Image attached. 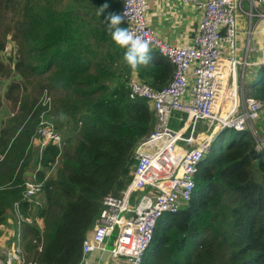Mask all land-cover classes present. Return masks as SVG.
Listing matches in <instances>:
<instances>
[{
  "label": "trees",
  "instance_id": "trees-1",
  "mask_svg": "<svg viewBox=\"0 0 264 264\" xmlns=\"http://www.w3.org/2000/svg\"><path fill=\"white\" fill-rule=\"evenodd\" d=\"M61 2L0 0V235L13 230L11 242L20 233L27 257L39 264H80L104 197L121 195L133 177L136 145L155 130L156 116L147 99L130 98L128 76L160 89L175 72L156 49L147 68L126 64L100 14L104 4L122 14L120 0ZM251 87L264 102V68ZM45 90L64 144L49 142L39 157L29 146ZM174 114L170 126L180 129ZM228 131L199 163L191 200L159 219L142 264H264V138L258 147L250 131L233 130L227 139ZM34 158L45 170L59 164L40 201L29 202L24 184ZM16 202L32 223L19 227L16 213L11 218Z\"/></svg>",
  "mask_w": 264,
  "mask_h": 264
},
{
  "label": "built area",
  "instance_id": "built-area-1",
  "mask_svg": "<svg viewBox=\"0 0 264 264\" xmlns=\"http://www.w3.org/2000/svg\"><path fill=\"white\" fill-rule=\"evenodd\" d=\"M120 1L127 28L148 41L150 49L167 56L175 64V72L169 84L160 89L137 74L128 80L130 98L148 100L156 127L136 145L137 164L127 188L119 196L104 197L95 224L83 240L80 264H142L159 219L165 213L178 212L191 200L195 173L211 151L214 138L224 130L242 132L254 126L264 110V102L249 94L241 99L238 84L239 68L248 64L238 54V13L250 16L248 52L253 47L251 36L256 31L264 33V10L259 9L264 8V0H248L250 11L243 9L245 0H178L202 11L197 33L182 46L169 44L149 25L150 0ZM253 16L258 19L255 24ZM253 65L264 68V58ZM41 103L52 109L48 90ZM175 112L180 113L177 120L183 123L180 129L170 126ZM44 113L34 140L41 149L49 142L63 148L62 135ZM199 121L206 131L197 133ZM254 137L260 147L262 138ZM44 184L36 176L26 180L25 200L33 201ZM14 206L19 227L33 222L20 212L19 202ZM20 237L18 233L15 240L0 244V264H39L27 257ZM111 240L113 244L108 246ZM105 253L108 260L102 258Z\"/></svg>",
  "mask_w": 264,
  "mask_h": 264
},
{
  "label": "crops",
  "instance_id": "crops-1",
  "mask_svg": "<svg viewBox=\"0 0 264 264\" xmlns=\"http://www.w3.org/2000/svg\"><path fill=\"white\" fill-rule=\"evenodd\" d=\"M259 9L261 11L264 10L263 7ZM119 10L120 7L117 6L116 12L114 13H120ZM108 11L109 9L107 8L101 14L106 16ZM246 15L245 13L241 14L239 18L240 33L238 54L240 58L243 61L246 60L248 64H246L245 68L243 66L239 68L238 84L243 92L246 90V94L250 95L252 91V82L256 80L260 71L259 66L253 65V63L264 58V33L256 31V33L251 36L253 47L250 51L246 52L249 30V26L246 25L248 22L246 18L248 15ZM201 17V10L194 5L186 4L178 0H150V7L147 12L149 25L160 38L173 46H182L192 40L197 33ZM254 19L253 22H258L256 17ZM133 74L136 73L134 72L132 75ZM246 79L251 82V86L248 88H246L244 84ZM151 109L153 110L152 106ZM175 119L177 120V117H175Z\"/></svg>",
  "mask_w": 264,
  "mask_h": 264
},
{
  "label": "rangeland",
  "instance_id": "rangeland-1",
  "mask_svg": "<svg viewBox=\"0 0 264 264\" xmlns=\"http://www.w3.org/2000/svg\"><path fill=\"white\" fill-rule=\"evenodd\" d=\"M72 0H62V2H61V8L63 7V6H65V5H67L69 2H71ZM243 9L245 10V11H250V9H251V6H250V3H249V1L248 0H245L244 1V3H243ZM254 11L256 12L257 11V9H254ZM241 14H244L242 11H240L239 13H238V18H240V15ZM247 16V15H246ZM254 17V16H253ZM247 19H248V22H247V26H249V24H250V16H247L246 17ZM255 18V17H254ZM253 21V20H252ZM254 21H255V19H254ZM253 24H255V22H253ZM242 27V26H241ZM239 29H240V27H239ZM11 47H12V45H9V49H8V52H7V54H9V53H11ZM129 77L130 76H128V78L127 79H129ZM128 83V82H127ZM244 84H245V87L246 88H248V87H250L251 86V82L248 80V79H246V81L244 82ZM127 86H128V84H127ZM246 90H244V92L242 91L241 93H240V98L241 99H243V98H245V96L247 95L246 94ZM43 94H44V92L40 95V102H41V98H42V96H43ZM242 101V100H241ZM8 106L7 105V103L6 102H4V106ZM43 106V105H42ZM43 107H45V106H43ZM1 109V108H0ZM8 110H9V112L11 113V116H13V114H12V110L8 107ZM50 111H51V109L50 110H47L46 108H45V110L43 111V112H45L44 114H43V116L46 118V119H49V120H51V121H53L52 119H51V117H50ZM42 112V113H43ZM6 118H7V116H4V121L6 120ZM259 121V120H258ZM182 125V123H176V127H180ZM255 126V127H254ZM254 126H250L249 128H247L246 130H248V131H250L251 132V134L253 135V136H259L260 138H264V110H263V114H262V118H261V120L259 121V122H257V123H255L254 124ZM198 127H200V121H199V126ZM201 130H203V128H201ZM233 134H235V132L233 131V130H229L228 132H227V139H230V137L233 135ZM29 148H33V149H35V150H37V152H38V155H39V157H40V155H42V152H43V150L41 149V145H40V143L35 139L34 140V138H31V141H30V146H29ZM3 158H4V154H2V155H0V160H3ZM38 160H39V158H38ZM41 160V159H40ZM40 160L37 162V159L36 158H34L32 161H31V163L29 164V168H28V172L26 173V175L28 176V178H33L34 176H36L38 179L40 178L39 177V173L40 172H45V178H44V183H45V181L47 180V179H49L52 175H55L56 174V170H57V166H58V160L52 165V167L51 168H49V169H47V170H45L44 168H43V166H42V164L40 163ZM42 192H40L36 197H35V199L37 200V202H38V200L40 201V199H41V197H42ZM34 199V200H35ZM15 211V210H14ZM14 211H12V212H10V216H11V218H13V215L15 214V212ZM25 217H27V218H33L32 216H30V215H28V216H26V215H24ZM9 218V217H8ZM41 226L43 227V224H41ZM14 234V232H13V230H11V229H9V228H6L5 230H4V232H3V234H1L0 235V244H2L3 243V241L4 242H6V241H8L10 238H11V236ZM108 257H109V254L108 253H105L104 255H103V259L104 260H108Z\"/></svg>",
  "mask_w": 264,
  "mask_h": 264
},
{
  "label": "clouds",
  "instance_id": "clouds-1",
  "mask_svg": "<svg viewBox=\"0 0 264 264\" xmlns=\"http://www.w3.org/2000/svg\"><path fill=\"white\" fill-rule=\"evenodd\" d=\"M108 7V4L103 5L101 13ZM104 23L110 30V35L115 44L125 49L124 61L129 67L132 69H137L140 66L147 68L152 63L153 57L149 42L134 34L128 28L121 27L124 23L123 14L109 12L105 16Z\"/></svg>",
  "mask_w": 264,
  "mask_h": 264
}]
</instances>
